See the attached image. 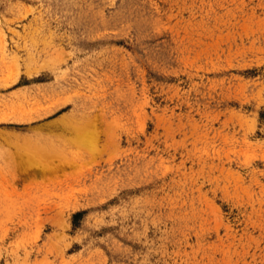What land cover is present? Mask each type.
Returning <instances> with one entry per match:
<instances>
[{
    "label": "rangeland",
    "instance_id": "obj_1",
    "mask_svg": "<svg viewBox=\"0 0 264 264\" xmlns=\"http://www.w3.org/2000/svg\"><path fill=\"white\" fill-rule=\"evenodd\" d=\"M0 264H264V0H0Z\"/></svg>",
    "mask_w": 264,
    "mask_h": 264
},
{
    "label": "bare ground",
    "instance_id": "obj_2",
    "mask_svg": "<svg viewBox=\"0 0 264 264\" xmlns=\"http://www.w3.org/2000/svg\"><path fill=\"white\" fill-rule=\"evenodd\" d=\"M49 125L62 130L61 136L63 140L71 145L92 154L98 151L100 139L99 127L96 120L90 116H63L60 120ZM36 137L38 136L36 135ZM36 137H21L16 134L7 137L10 146H13V152L11 149V156L15 158L19 166L25 168L27 172H36L45 175L53 173L64 165V163H67L69 158H67L65 153L66 150L55 142L56 140L49 139L50 137L48 138L47 136V138ZM66 142L64 144H66ZM57 159H59V163L56 162Z\"/></svg>",
    "mask_w": 264,
    "mask_h": 264
}]
</instances>
